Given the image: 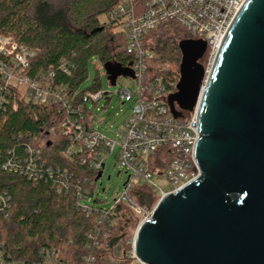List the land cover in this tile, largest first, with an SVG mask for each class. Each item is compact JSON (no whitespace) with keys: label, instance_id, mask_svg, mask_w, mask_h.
I'll list each match as a JSON object with an SVG mask.
<instances>
[{"label":"built area","instance_id":"obj_1","mask_svg":"<svg viewBox=\"0 0 264 264\" xmlns=\"http://www.w3.org/2000/svg\"><path fill=\"white\" fill-rule=\"evenodd\" d=\"M247 0H120L107 20L115 25L127 38V48L137 54L129 62L128 77L135 85L134 89H122L118 98L122 105L131 104V114L119 132V138L112 140L93 127L95 116L88 104H98L106 93L87 92L81 101L69 96L65 89L56 85L54 75L41 73L36 79L26 75L34 52L20 46L11 36H0V112L6 105L18 111V101L32 105H58L66 113L58 126H51L40 137L28 135L30 144L26 147L23 160L14 158V153L0 166L7 173L19 174L34 181L43 179L40 168V152L45 146L53 144L56 136L69 139L71 145L62 153L71 159L75 155L97 177L105 170L104 160L119 148L117 164L128 179L124 188L113 198L110 207L100 204L97 237H102L101 248L121 235V228L127 222L137 225L134 235L124 237L125 259L123 264H148L136 253V234L140 226L150 221L159 202L179 192L201 177V168L195 159V150L199 143L198 112L203 91L210 78L211 69L221 49L229 28L238 16ZM166 25H175L185 30L188 40L205 41L207 52L203 57L204 79L200 94L191 112L182 111L177 105L176 116L170 105L169 97L177 92L175 83L169 87L162 80L149 81L146 77L147 62L153 58V52L145 48L144 40L148 33ZM72 64L62 62L60 70L70 73ZM180 76V75H179ZM180 80V79H179ZM46 139L44 145L40 141ZM1 156V153H0ZM46 175L53 179L52 168L45 169ZM58 177L62 176L59 170ZM165 176L172 185L170 191L160 190L159 202L154 209L148 201L152 195L147 189L157 187L153 176ZM67 176V175H66ZM95 177V179H96ZM92 181L94 185L99 182ZM89 184L90 181L86 180ZM59 193L71 185L57 184ZM76 193L82 194L79 209L88 216L94 213L91 198L94 192L78 186ZM156 198V197H155ZM10 196L0 192V213L9 217ZM119 227L117 233L111 229ZM107 249V248H106ZM0 248V264H11ZM85 264H97V257H85Z\"/></svg>","mask_w":264,"mask_h":264},{"label":"trees","instance_id":"obj_2","mask_svg":"<svg viewBox=\"0 0 264 264\" xmlns=\"http://www.w3.org/2000/svg\"><path fill=\"white\" fill-rule=\"evenodd\" d=\"M120 0H0V36H11L34 52L26 75L36 79L41 73L54 75L56 85L81 101L87 92L100 91L96 82L89 91L79 92L87 78L88 64L98 57L105 67H118L128 74L129 62L137 54L127 48V38L115 25L101 18L112 12ZM100 29H102L100 31ZM188 33L175 25H166L146 35L145 48L153 52L147 62L146 77L169 87L180 79L182 54L179 45ZM72 64L69 74L60 70L62 62ZM0 112V166L9 154L25 159L28 135L39 137L51 126H58L66 113L58 105H32L18 101ZM71 145L69 139L55 136L53 144L40 152L43 179L34 181L10 174L0 167V192L10 196L9 217L0 213V248L10 262L21 264H85V257H99L102 237H97L98 210L86 215L79 209L81 191L93 193L95 175L83 166L79 157L67 159L62 153ZM54 171L53 179L45 172ZM62 176L58 177L57 172ZM67 175V176H66ZM86 180H89L88 184ZM71 185L59 193L57 184ZM100 204L99 200L95 201ZM135 225L134 223H131ZM118 226L111 229L117 233ZM97 264H100L97 262Z\"/></svg>","mask_w":264,"mask_h":264},{"label":"water","instance_id":"obj_3","mask_svg":"<svg viewBox=\"0 0 264 264\" xmlns=\"http://www.w3.org/2000/svg\"><path fill=\"white\" fill-rule=\"evenodd\" d=\"M179 48L180 80L169 97L176 116L175 105L191 112L197 103L207 43ZM198 136L201 177L159 202L137 231V256L148 264H264V0H247L227 32L202 94Z\"/></svg>","mask_w":264,"mask_h":264},{"label":"rangeland","instance_id":"obj_4","mask_svg":"<svg viewBox=\"0 0 264 264\" xmlns=\"http://www.w3.org/2000/svg\"><path fill=\"white\" fill-rule=\"evenodd\" d=\"M101 20L104 22L107 18L103 16ZM121 73L122 72L118 71V67H105L98 57H92L88 64L87 78L79 88V92L89 91L97 82L100 91L107 94L98 104L90 102L88 106L95 116L93 127L106 137L115 141L119 138V132L122 131L124 123L131 114V104L127 103L122 105V102L118 98V92L122 89L135 88L134 83ZM46 141V139H43L40 141L39 145H44ZM118 151L119 148H116L113 154L105 157L103 177L99 180L93 191L94 198H91V202L94 206L98 205L94 201L98 198L100 201L104 202L102 203L104 207H110L113 204L114 196L118 191L124 188L128 179V175L125 174L117 164ZM108 177L111 179L108 180ZM153 182L157 187L146 190L152 195V197L148 199L152 209H154L159 202L158 197L161 194L160 190L170 191L173 188L165 176L154 175ZM136 229L137 225H132L127 232V236L130 237L134 235ZM104 247L105 246L101 248L102 253L98 257V262L100 264H108L109 262L114 264L112 252ZM126 249L127 247H125V250ZM11 264L21 263L12 262Z\"/></svg>","mask_w":264,"mask_h":264},{"label":"flooded vegetation","instance_id":"obj_5","mask_svg":"<svg viewBox=\"0 0 264 264\" xmlns=\"http://www.w3.org/2000/svg\"><path fill=\"white\" fill-rule=\"evenodd\" d=\"M203 63H204L203 59L199 61V64L202 67H203ZM131 226H132L131 222L125 223L123 225V227L121 228V229H123V232L121 233V235L125 234V236H126L128 230L130 229ZM124 240H125V238L121 239L119 242L112 245L111 247H109V244L106 246L107 250L112 252V259H113L114 264H123V262H124L125 251H126L125 245H124ZM108 264H111V263L109 262Z\"/></svg>","mask_w":264,"mask_h":264}]
</instances>
